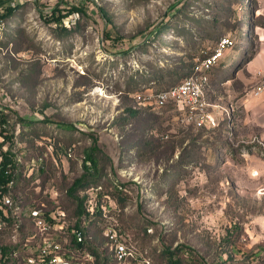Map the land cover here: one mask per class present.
Instances as JSON below:
<instances>
[{
  "label": "rangeland",
  "instance_id": "1",
  "mask_svg": "<svg viewBox=\"0 0 264 264\" xmlns=\"http://www.w3.org/2000/svg\"><path fill=\"white\" fill-rule=\"evenodd\" d=\"M223 39L206 89L215 126L198 128L178 103L135 108ZM263 55L264 0H0V90L32 128V154L49 147L31 192L52 201L57 190L69 210L64 261L95 260L71 246L78 218L65 192L86 162L78 195L94 214L80 230L102 264H168V249L183 264H264V114L247 95ZM26 226L17 243L1 237L5 254Z\"/></svg>",
  "mask_w": 264,
  "mask_h": 264
},
{
  "label": "built area",
  "instance_id": "2",
  "mask_svg": "<svg viewBox=\"0 0 264 264\" xmlns=\"http://www.w3.org/2000/svg\"><path fill=\"white\" fill-rule=\"evenodd\" d=\"M228 43V39H223L219 48L197 58L190 74L179 84L156 93L139 95L135 108H162L170 103H178L198 128L215 126L206 89L210 83V73L221 59L222 47ZM247 95L264 105V76ZM6 99L0 90V264H8L9 260L15 264H77L61 258V229L67 220V213L61 207L58 191L53 192L55 200L52 201H44L48 196L45 192L38 200L31 192L40 174L47 172L49 147L45 146V152L32 154L28 145L30 141H27L28 135H31L29 127L9 115ZM224 111L230 113V109ZM86 212L88 216L94 214L92 208L86 207ZM28 223L32 225V234L23 244H18L19 248L5 254L1 237L8 232L12 242L17 243ZM74 235L82 237L79 230L74 231ZM117 253L118 260L125 259L127 254L121 245ZM87 256L92 258L91 255Z\"/></svg>",
  "mask_w": 264,
  "mask_h": 264
},
{
  "label": "trees",
  "instance_id": "3",
  "mask_svg": "<svg viewBox=\"0 0 264 264\" xmlns=\"http://www.w3.org/2000/svg\"><path fill=\"white\" fill-rule=\"evenodd\" d=\"M32 128L29 129V133H32ZM98 150V145H97V140H93V148L92 151H97ZM88 161H91L93 166H96V161L95 158L93 157V154L88 153L87 154V159ZM84 167H85V171L86 174L82 175L80 178H77L76 180H74V182L70 185V187H68V189L65 191L67 196L72 198L73 201L71 204L74 205V210H73V214L75 217L78 218V224L75 225L76 228H78V230H80V223H82V221H84V218L88 217V213L86 212V207L84 205V199L81 198L78 193L80 191H82L88 181L86 180L87 177L90 175V170L89 168H87L86 166V162L84 163ZM63 209L67 212H69L68 208L65 206H63ZM66 212V213H67ZM68 215V213H67ZM82 237L79 238L76 235H74V242L72 243V248L74 250H80V251H88L90 252L91 255L94 256L95 260H94V264H102V262H100V255L98 253V251H95L94 247L92 244H90V234L87 232L84 233V231L80 230ZM177 250H165L164 251V255L168 258V264H183L182 260L177 259V260H173L172 258L174 257V255L176 254Z\"/></svg>",
  "mask_w": 264,
  "mask_h": 264
},
{
  "label": "crops",
  "instance_id": "4",
  "mask_svg": "<svg viewBox=\"0 0 264 264\" xmlns=\"http://www.w3.org/2000/svg\"><path fill=\"white\" fill-rule=\"evenodd\" d=\"M264 57V55H263ZM262 108L261 109H257L256 111H260L262 114H264V106L263 105H260ZM45 173H41L40 175H44ZM33 195V194H32Z\"/></svg>",
  "mask_w": 264,
  "mask_h": 264
}]
</instances>
